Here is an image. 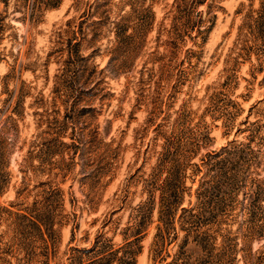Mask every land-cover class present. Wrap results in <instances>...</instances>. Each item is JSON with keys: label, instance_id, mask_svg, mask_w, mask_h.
I'll list each match as a JSON object with an SVG mask.
<instances>
[{"label": "rangeland", "instance_id": "374dc122", "mask_svg": "<svg viewBox=\"0 0 264 264\" xmlns=\"http://www.w3.org/2000/svg\"><path fill=\"white\" fill-rule=\"evenodd\" d=\"M41 1L0 0V264L186 258L182 231L154 235L189 203L217 208L201 230L235 236L233 264H264V52L245 18L264 0H216L196 46L184 14L206 5Z\"/></svg>", "mask_w": 264, "mask_h": 264}, {"label": "trees", "instance_id": "16d2710c", "mask_svg": "<svg viewBox=\"0 0 264 264\" xmlns=\"http://www.w3.org/2000/svg\"><path fill=\"white\" fill-rule=\"evenodd\" d=\"M178 4L176 6V11H186L187 5H193V7H200L206 5V16L202 15V10H197V18L191 20L190 15L188 13L184 14V25L186 30V35L189 40L192 41L193 45H197L195 41H193L192 36L189 34L191 31L194 32L195 38L205 41L208 33L212 29L215 22V13H212L213 8L215 7L214 2L216 0H178ZM3 4H5L6 0H1ZM44 5L49 7H54L59 4L60 0H42ZM246 19H249L250 25L248 27H253V30L256 33L261 34L262 38V50L264 52V14L262 12V4L259 5L257 9L249 10L246 15ZM173 27V26H172ZM190 31V32H189ZM168 45V43H165ZM228 151L223 148L220 151H210L206 154V156L200 158V161L205 164L206 157L214 158L219 157L222 153H226ZM195 170L192 172L194 175H198L201 172L202 165L199 163H195ZM198 197V194H197ZM177 195L173 194V201L179 203V199ZM150 202L153 203L152 199H149ZM181 204V203H180ZM188 204L186 207H179L180 213H178V209L176 211H168L162 212L160 211L157 217L158 224L156 225V233L154 235V243L160 247L164 246L175 241L178 237V230L182 231L184 234L181 239V243L179 244V249L188 245L190 242L193 243V247L190 248L192 252L187 254V257H180V251L175 252L173 255L166 251L163 255L161 252L158 253L160 257V264H233L235 260V252H236V242L235 236L231 237L226 236L218 229H213V227H209L205 230H201L203 224H212V223H223V219L218 220V214L215 213L217 208L214 211H208L209 217L204 215L203 207H200L197 204L191 205ZM9 214H14L17 217L27 218L26 214H21L17 212L10 211L7 208H4ZM204 215V216H203ZM252 216V213L251 215ZM32 225H34L37 230L41 231L42 219H38V217H29L27 218ZM166 220V222H165ZM216 223V224H217ZM167 224V225H166ZM179 224V227H178ZM185 224L186 227H183ZM170 227H167V226ZM229 233V231H228ZM217 238H220V241L217 243ZM227 239V240H226ZM122 246L117 247L114 251L119 252ZM195 252H198L196 256H193ZM191 253V254H190ZM137 254V250L130 249L122 253L120 257L121 263L119 264H134L135 263V255ZM193 256V259L191 257ZM195 257V258H194ZM170 258V259H168ZM178 260L180 262L178 263Z\"/></svg>", "mask_w": 264, "mask_h": 264}]
</instances>
